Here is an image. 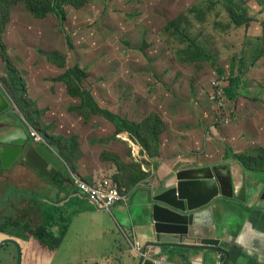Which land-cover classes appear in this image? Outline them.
<instances>
[{
    "label": "rangeland",
    "instance_id": "1",
    "mask_svg": "<svg viewBox=\"0 0 264 264\" xmlns=\"http://www.w3.org/2000/svg\"><path fill=\"white\" fill-rule=\"evenodd\" d=\"M241 2L240 12L264 22V0ZM228 5L229 0H79L64 7L62 21L55 15L38 18L20 3L10 8L2 32L14 70L0 54V87L27 127L56 154L49 135L75 140L78 164L88 170L95 163L97 173L119 187L116 177L125 174L120 171L123 166L135 161L146 172L152 159L134 135L118 133L102 113H93L85 104L86 94L109 110L117 123L131 124L130 131L149 123L159 132L154 122L158 117L164 124L159 139L169 132L166 118L177 124L182 137L191 130L199 136L198 129L203 135L214 114L221 120L226 113L227 99L222 109L210 102L211 111L207 94L215 80L227 82L228 60L240 50L246 33V27L230 22ZM184 30L191 40L181 41ZM191 42L200 49L198 54L189 49ZM184 46L188 49L181 52ZM208 55L211 63L201 58ZM251 64L247 60L245 66ZM76 91L82 98L74 96ZM125 136L138 143L137 151L143 150L137 159ZM63 166L76 173L66 162ZM120 237L123 244L121 232Z\"/></svg>",
    "mask_w": 264,
    "mask_h": 264
},
{
    "label": "crops",
    "instance_id": "2",
    "mask_svg": "<svg viewBox=\"0 0 264 264\" xmlns=\"http://www.w3.org/2000/svg\"><path fill=\"white\" fill-rule=\"evenodd\" d=\"M259 23L244 28L240 50L228 60L229 77L224 87L227 105L226 113L221 117L224 108L218 115L221 120H215L213 113L214 118L207 121L203 135L198 129L199 136L191 130L182 137L175 128L177 124L166 118L169 132L161 135L158 154L146 166L149 176L128 194L126 203L115 205L110 211L96 207L74 187L70 174L64 173L63 164V171L54 177L62 179L58 186L23 161L9 169H0L3 200L0 201V243L7 239L17 241L21 247V264H138L141 257L133 253L129 241L136 240L142 245L144 261L159 252L151 247L144 252L154 242L152 196L178 171L211 168L226 193L230 187L239 189L244 184L246 201L224 198L213 201L211 216L218 245L212 247L219 251H205L207 256L197 253L199 257L194 264L218 261L264 264V208H257L250 198L253 192L264 188V51L253 57L259 42L257 37L262 35ZM203 59L212 62L210 55ZM247 60L252 61L250 67L245 66ZM0 92L10 104L9 111L0 117V133H16L24 141L26 134L31 144L39 145L30 137L29 128L1 87ZM210 95L211 87L207 97L212 111ZM163 112L167 115L166 110L159 111ZM129 138L125 140L137 159L143 150L137 151L138 143ZM246 150L259 151L248 164L239 158ZM97 168L95 163L88 170L79 164L76 173L93 183L104 174L97 173ZM36 191L40 192L39 196L30 195ZM46 226L60 237L58 244L40 241L33 234ZM120 232L124 236L123 244ZM0 264H17L14 245L2 248Z\"/></svg>",
    "mask_w": 264,
    "mask_h": 264
},
{
    "label": "water",
    "instance_id": "3",
    "mask_svg": "<svg viewBox=\"0 0 264 264\" xmlns=\"http://www.w3.org/2000/svg\"><path fill=\"white\" fill-rule=\"evenodd\" d=\"M233 10H241V0H234ZM10 109L9 102L0 92V117ZM0 133V169H9L18 161H23L41 175L54 179L61 171L62 161L50 147L33 145L17 134ZM16 140H20L19 143ZM226 193L221 181L217 182L211 168L178 171L164 181L156 195L152 196V221L154 242L145 247L159 252L147 258H140L138 264H194L200 252L219 251L215 238L211 205L217 198L246 201L245 185L239 189L230 187ZM196 197H200L195 200ZM257 208H264V188L253 192L250 197ZM209 219V220H207ZM6 245H14L17 250V264H21V247L17 241L7 239L0 243L1 250ZM143 254V253H142ZM197 258V259H196ZM208 259V257H205Z\"/></svg>",
    "mask_w": 264,
    "mask_h": 264
},
{
    "label": "trees",
    "instance_id": "4",
    "mask_svg": "<svg viewBox=\"0 0 264 264\" xmlns=\"http://www.w3.org/2000/svg\"><path fill=\"white\" fill-rule=\"evenodd\" d=\"M74 1L77 2L79 0H0V54L3 62L6 64L8 69L14 70L13 69L14 65H13V60L8 53L6 44L2 39V32L4 29V25L8 22L10 18V8L20 3H25L28 6L29 10L33 13V15H35L38 18H44L47 17L48 15H55L59 19L64 21L66 18L64 7L68 5L69 2H74ZM233 1L234 0H229V5L227 8L230 17V22L236 28L242 26L246 28L250 27L251 24L254 23V21L245 16V10H243L240 13H236L232 7ZM175 24L179 25L180 21H177ZM261 27H262V35L260 37H257L259 42L257 48L254 49L255 55H253V57H255L256 54L262 53L264 51V47H263L264 22L263 23L261 22ZM183 33L184 34L181 37V41H183L185 38L191 40L187 30H184ZM187 49L188 46H184L180 49V51L186 52ZM189 49L194 50L196 54H198V50H200L193 42L190 43ZM201 54L202 52L199 53V55ZM201 58H208V56H204ZM17 79L19 80L18 77ZM80 93L76 91V94H74V96L81 97L82 93L81 94ZM84 101L88 107L91 106V108H93L92 110L93 113H102L109 121H111L112 124L116 127L118 133L130 132L132 135H134V137H136L137 141L148 152V155L151 158L156 156L154 154V151L158 149L159 136L162 133L161 129L164 126L163 122L158 117L156 118V120H154V122H156L159 128V132L154 131L153 126H151L149 123H146L142 127H137L130 131L129 126L131 124H126L123 121L122 124L117 123L115 118H112L111 116L113 114L109 110L101 109L91 94L87 93ZM147 127H150V132L148 131ZM48 137L50 138L53 145L57 147L60 157L69 165V167L72 170L78 172L79 171L78 161L81 158V156L80 157L78 156L79 146L75 142V140H69L67 139V137H61V136H57L59 137L57 138L53 135H49ZM258 152L259 151L256 150L250 153H244L239 155V158L242 159L244 162H246V164H248L250 162H253L251 160V157L254 155V153L258 155ZM63 169L65 170L64 173L68 174L67 167H63ZM63 169H61L60 172H62ZM120 171H123L125 174L123 175V173H121L120 177L118 175L116 177V181L119 184L120 192L125 194H130V192H132L137 188V185L140 181L146 179L149 176V172L143 171L141 164L135 161H133V163L130 165L123 166V169H121ZM121 178L122 180H119ZM51 181L58 185L59 183H61L62 179L58 180V178L56 177ZM33 234L40 241L49 240L57 244L60 242V237L55 236V233H53L51 228L48 226L40 227L38 230L33 232Z\"/></svg>",
    "mask_w": 264,
    "mask_h": 264
},
{
    "label": "built area",
    "instance_id": "5",
    "mask_svg": "<svg viewBox=\"0 0 264 264\" xmlns=\"http://www.w3.org/2000/svg\"><path fill=\"white\" fill-rule=\"evenodd\" d=\"M225 81L215 80L212 83L211 95L209 96L210 102L215 105L217 109H222L224 107L225 99ZM31 137L38 143H45L44 140L32 129H30ZM47 144V143H45ZM48 145V144H47ZM70 172V178L74 187L87 199H89L96 207L103 210L110 211L115 205L126 203L128 200V194L121 193L118 185L110 178H102L89 183L85 181L80 175ZM131 250L136 256L145 257L142 254V245L136 241H129ZM220 255L218 259H220ZM158 263V262H154ZM217 264H222L218 261Z\"/></svg>",
    "mask_w": 264,
    "mask_h": 264
},
{
    "label": "clouds",
    "instance_id": "6",
    "mask_svg": "<svg viewBox=\"0 0 264 264\" xmlns=\"http://www.w3.org/2000/svg\"><path fill=\"white\" fill-rule=\"evenodd\" d=\"M29 132H30V128H29ZM30 137H31V134H30ZM32 138V137H31ZM33 140H34V138H32ZM34 142H36L35 140H34ZM36 143H38V142H36ZM38 144H42V145H46V146H48V147H50L49 145H47V144H45V143H38ZM51 148V147H50ZM53 150V149H52ZM54 151V150H53ZM58 155V154H57ZM59 156V155H58ZM59 158L61 159V161H62V164H65V162L63 161V159L59 156ZM69 172V171H68ZM69 174H70V172H69Z\"/></svg>",
    "mask_w": 264,
    "mask_h": 264
}]
</instances>
